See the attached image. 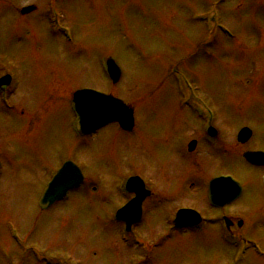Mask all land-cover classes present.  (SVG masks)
I'll return each instance as SVG.
<instances>
[{"label":"rangeland","instance_id":"obj_1","mask_svg":"<svg viewBox=\"0 0 264 264\" xmlns=\"http://www.w3.org/2000/svg\"><path fill=\"white\" fill-rule=\"evenodd\" d=\"M29 6L34 11L21 15ZM107 57L122 73L114 85L101 69ZM5 73L14 80L8 95H0V264H128L133 250L126 242L123 249L122 225L113 221L123 202L116 190L121 177L133 174L146 184L152 178L153 188L180 205L211 214L194 201L193 187L177 186L179 168L166 162L170 158L159 159L163 145L153 141L152 124L181 120L192 127L180 113L183 80L214 108L221 135L228 130L232 138L242 125L264 133V0H0V75ZM85 89L143 112L138 128L149 143L144 154L122 143L115 126L86 140L77 134L71 99ZM151 110L172 118L144 119ZM252 147L264 148L261 137L237 144L236 153ZM210 155L202 156L201 169L243 182L239 158ZM67 160L82 171L85 185L41 211L43 188ZM254 185L264 188L260 175ZM156 203L152 212L150 203L145 206L139 231L146 238L160 229L153 221L171 213L164 200L150 206ZM256 237L264 249V233ZM183 240L188 243L172 241L156 264H223L220 245Z\"/></svg>","mask_w":264,"mask_h":264},{"label":"flooded vegetation","instance_id":"obj_2","mask_svg":"<svg viewBox=\"0 0 264 264\" xmlns=\"http://www.w3.org/2000/svg\"><path fill=\"white\" fill-rule=\"evenodd\" d=\"M1 76L2 75H0V77ZM11 85L12 79L10 84L2 89H7V92H9ZM206 105L213 112L214 118L211 123H205V120L199 116L196 109L184 107L180 113L184 114L185 122L188 121V119L193 121L192 127H189V124H182L180 123L181 120H178L172 124H152L151 128H154L153 133H156V135H153V141H156L160 146L163 145L161 146L162 151L159 159L167 160L170 158L166 162L173 166V168H179V170L177 168V170L180 171L178 174L179 177L177 176V186L187 189L190 186L193 187V193L199 198V200L194 198V201H198L199 204L205 209H208V212L211 214H209L210 216H205L200 210L193 206L180 205V202L177 201L175 199L176 197L172 196V194H162L156 185L155 188H153L152 186L155 183L152 178H150L148 184H146L133 174L121 177L117 182L116 190L120 194V198L123 202L122 204L120 202L121 205L119 204L120 206L117 209L126 206L136 198L135 193L123 192L122 186H125L126 182L132 177L140 180L139 183H135V189L138 190L136 201L141 210L140 219L134 223L115 222L117 225H122L120 241L123 249L126 242L128 245H126L125 248L133 250V252H131L134 256L132 258L133 261L130 263L128 262V264H156V257L162 255L165 251L164 249L168 247L172 241H180L187 244L188 241L183 240L185 237L191 238V243L198 240L200 244L220 245L221 249L224 250L223 264H245L247 259H250L252 264H264L263 244L262 242L260 243L256 237V234L264 233V188H258L254 185L255 179L259 175L264 185V166L251 165L246 162L242 156L244 152H264V148H253L255 147L253 146L252 148L244 150L241 154L240 152L239 154L236 153L237 144H239V146L250 145L252 141L256 140V137L258 141L259 137L264 141V133L262 135L256 133L255 135L250 127L242 125L239 129L235 128L232 138H230L228 130L226 131V135H221L220 127L218 123H216L214 108H211L207 103ZM129 109H131L132 112V126L127 131L121 129L119 126H117V128L122 133V143L127 146L129 144L131 149L135 152L137 148L141 147L140 153L144 154L142 147L149 145V143L145 140L144 129L138 128L139 122L142 120L141 114L143 112H137L139 109L132 106H129ZM147 115L150 116L152 121H155L163 114L157 113L154 110L152 112L151 110V112L145 113L144 119ZM163 116L164 121L168 118H172V114L168 113ZM242 128H249L252 133L250 139L246 143H239L237 140L238 132ZM262 132H264V126ZM90 137L91 135L87 137V139H90ZM226 138H229V143ZM202 148L206 150L200 152ZM210 152L217 158L220 156H223V158L228 157L230 160L239 158L244 164L242 169L246 171L245 175L247 178H243L242 182L241 179L237 180L230 173H218L215 171V173H210V171L201 169L200 162H202L204 158L202 156L205 155L209 157L211 156ZM189 158L194 160L193 163L189 164ZM189 166L192 167L190 171L188 169ZM182 168L184 172H182ZM221 177H232L239 185V194L236 189L232 190L231 185L227 194L217 197L215 203L212 204L208 197V187L213 180ZM90 185L91 190H93L94 187L92 183ZM189 190L191 191L190 188ZM230 192L232 195L231 199H229ZM192 195L193 194H191L190 197H192ZM250 199L253 202L249 203ZM154 200L161 203V205L162 200H164L166 207L171 210V213L167 218L161 216L163 219L162 221H153L152 224H154V226L159 225L160 229L154 233L155 236L153 235L152 237L146 238L140 234L139 229L145 226V214L148 212L145 211V206L148 203L151 205ZM150 205L149 209L152 212V210L156 208L157 203L153 207ZM252 207L257 208V210H250ZM159 209L161 210V208ZM181 210L195 211L197 213V215H195L197 221L196 225L176 226L174 224V219L176 214ZM187 218L192 221L195 220L194 217L190 218L187 216ZM128 223L130 226L128 230H126V225ZM247 228L251 231L248 232ZM243 245L247 246L246 249L242 251L244 254L241 258L234 260L236 249L241 248Z\"/></svg>","mask_w":264,"mask_h":264},{"label":"water","instance_id":"obj_3","mask_svg":"<svg viewBox=\"0 0 264 264\" xmlns=\"http://www.w3.org/2000/svg\"><path fill=\"white\" fill-rule=\"evenodd\" d=\"M32 10V8L23 9L21 14H26ZM107 71L113 83H115L119 79L120 71L112 60L107 61ZM72 107L77 115L78 131L82 135L109 123L120 122L121 119H125V116H131V113L121 101L94 91H80L75 93ZM125 123L131 124V120L128 119ZM250 134L251 132L247 129L241 130L238 134V141L240 143L246 142ZM243 157L252 165H264L263 153H245ZM80 181L81 174L78 168L72 163L64 164L48 184L47 189L39 201V207L41 209H47L55 201L61 199L67 190L76 187ZM227 182H231V180L229 178L218 179L211 183L210 199L212 203L215 202L217 197L227 194L228 189L231 187ZM236 190L238 191L237 188ZM231 197L230 192L229 199ZM129 207L127 206L119 211L116 214V219H121L122 214L124 216V212L126 213Z\"/></svg>","mask_w":264,"mask_h":264}]
</instances>
